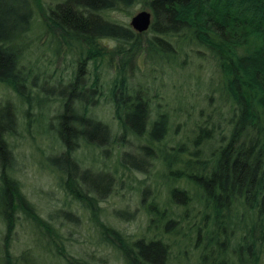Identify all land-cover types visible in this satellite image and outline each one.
Instances as JSON below:
<instances>
[{
  "label": "trees",
  "instance_id": "16d2710c",
  "mask_svg": "<svg viewBox=\"0 0 264 264\" xmlns=\"http://www.w3.org/2000/svg\"><path fill=\"white\" fill-rule=\"evenodd\" d=\"M50 1L55 3L0 0V85L11 90L20 105H36L42 118L43 108L52 100L46 98V85L35 81L44 97L25 92L28 72L22 61L28 46L35 35H57L65 45L79 47L72 80L63 87L58 81L55 86L60 89L59 111L49 118L50 125H56L59 150L47 157V162L58 174L61 189L96 217L100 212L97 202L109 195L116 179L109 172L81 168L75 152L83 146L104 156L107 146L126 137H146V144L131 150L136 153L119 154V167L129 174L146 173L153 161H160L164 179L173 183L168 187L170 203L186 209L195 201L199 207L193 216L187 209L180 215L185 223L182 227L153 199L146 205L141 203L147 218L145 234L132 240L99 224V244L114 247L124 264H172L168 237L164 236L182 235L198 251L197 264H260L264 244V0ZM137 4H144L151 14L148 30L153 37L146 41L145 48L149 58L178 64V52L189 48L197 53V48L203 47L214 61L219 99L228 107L229 129L227 136L221 135L218 142L210 144L205 158L200 148L214 140V125L208 128L196 124L193 152L185 154L183 144L169 151L154 149L153 144L166 134L168 116L161 113L150 122L149 104L142 91L130 94L128 90L140 51V34L105 18L110 12ZM104 40L120 44L115 51L119 61L108 88L118 135L89 111L95 105V93L99 99L102 95L103 85L96 70L106 53L100 45L97 47ZM97 60L94 78L86 84L82 81L84 66L88 62L96 65ZM16 110L8 101L0 103V264H21L20 259L26 256L23 252L16 258L11 251L19 213L49 253L55 246L53 238L58 237L50 222L34 212L13 177L17 161L10 140L17 133ZM23 114H29V110ZM180 181L192 188L194 198L188 189L175 185ZM239 209L243 211L241 216ZM118 214L133 216L126 211ZM65 215L67 219L72 216ZM181 229L194 230L193 240ZM214 245H219L216 251Z\"/></svg>",
  "mask_w": 264,
  "mask_h": 264
},
{
  "label": "rangeland",
  "instance_id": "374dc122",
  "mask_svg": "<svg viewBox=\"0 0 264 264\" xmlns=\"http://www.w3.org/2000/svg\"><path fill=\"white\" fill-rule=\"evenodd\" d=\"M43 1L44 5L55 3L50 0ZM141 11L150 12L144 4H137L124 11L110 12L105 18L135 33L130 26V21ZM47 37L34 36L22 63L25 72H28L25 92H29L31 96L38 93L39 97L43 98L44 94L39 93L37 84L41 86L45 84L43 88L49 96L46 98L52 100L51 107L46 105L43 108L41 118L36 105L33 104L31 108H28L26 104L20 105L16 95L1 85L0 103L8 101L17 109V133L10 140L11 150L17 161L13 177L20 184L22 195L34 212L50 222L58 237L53 238L55 246L49 253L43 248L44 243L39 240L38 233L37 235L31 233L30 223L19 213L11 251L16 258L23 252L26 253L24 259H20L21 264H80L82 262L124 264L114 247L99 244V224L115 229L134 240L146 233L147 218L143 204H148L152 199L168 217L171 216L178 221L177 226L182 227L185 223L181 221L180 215L187 209L193 216L198 213L199 207L195 201L186 209L170 203L168 187L173 183L164 179L165 172L160 161H153L146 173L129 174L119 167V154L124 151L134 152L131 150H136V146L147 143L146 137L141 140L126 137L123 142L107 146L105 148L107 154L104 156L99 155L96 150L83 146L75 152L74 157L81 168L89 167L96 171L109 172L116 179L109 195L97 202L100 212L96 217H91L88 210L77 203L71 195L64 193L59 186L58 174L49 168L47 162V157L58 154L59 150L56 125H50L49 118L59 111L61 98L57 92L60 89L58 90L55 86L58 81L61 83L59 87H63L72 80L76 71L79 47L65 45L57 38V35L53 37L54 39ZM152 37L150 30L140 34V51L134 61V72L128 80V90L130 94H134L137 90L142 91V97L149 104L150 122L158 114L166 113L168 116V128L164 138L153 144L156 151L160 149L169 151L183 144L185 154L193 152L195 149L192 140L196 124H205L208 128L214 125L216 127L214 140L200 148L202 158H205L209 155L210 144L213 146L218 142L221 135L227 136L229 129L228 107L219 99L217 92L219 78L214 61L209 57V51L203 47L197 48V53H193L189 48H185L180 54L178 52V57H181L178 64H167L162 59H151L147 56L145 48L146 41ZM99 45L106 53L99 60V67L98 60L96 65L88 62L84 66L82 81L86 84L90 83L94 78V67H98L96 71L98 75L100 73V82L103 85L102 95L99 99L98 92L95 93L93 97L95 105L89 108V111L96 120L106 124L113 135H118V124L113 116L108 88L119 61L115 51L120 44L112 40H104L98 42V48ZM159 55L170 56L169 53L161 52ZM34 81L37 84H34ZM26 110H29V114H23ZM175 185L188 189L194 198L191 187L182 181ZM145 190L146 193H144ZM125 211L133 214L132 218L119 216V212ZM65 213H70L72 216L67 219ZM237 213L241 216L242 209H239ZM0 229H2L1 223ZM223 231H230V229H223ZM186 233L191 234L192 241L195 235L194 230ZM164 237H168L166 242L170 245L172 264H197L198 251L193 249L192 242L184 239L182 235ZM218 247L219 245H214V251ZM62 248L64 254L61 253ZM260 256V264H264V244Z\"/></svg>",
  "mask_w": 264,
  "mask_h": 264
},
{
  "label": "water",
  "instance_id": "95a60500",
  "mask_svg": "<svg viewBox=\"0 0 264 264\" xmlns=\"http://www.w3.org/2000/svg\"><path fill=\"white\" fill-rule=\"evenodd\" d=\"M151 25V14L147 11H141L132 17L130 21L131 28L137 33L146 32Z\"/></svg>",
  "mask_w": 264,
  "mask_h": 264
},
{
  "label": "bare ground",
  "instance_id": "6f19581e",
  "mask_svg": "<svg viewBox=\"0 0 264 264\" xmlns=\"http://www.w3.org/2000/svg\"><path fill=\"white\" fill-rule=\"evenodd\" d=\"M139 34H142V33H139Z\"/></svg>",
  "mask_w": 264,
  "mask_h": 264
}]
</instances>
